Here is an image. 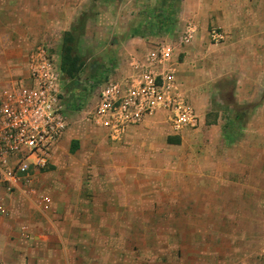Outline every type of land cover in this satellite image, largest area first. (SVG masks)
Returning <instances> with one entry per match:
<instances>
[{"label": "crops", "instance_id": "crops-1", "mask_svg": "<svg viewBox=\"0 0 264 264\" xmlns=\"http://www.w3.org/2000/svg\"><path fill=\"white\" fill-rule=\"evenodd\" d=\"M42 1L0 0L1 88L20 80L28 86L20 46L32 45L33 31L57 28L53 2L49 11ZM174 10L172 30L131 38L127 56L152 40L174 46L175 88L196 112L197 127L176 132L158 111L118 141L93 124L92 134L81 126L66 129L54 149L84 156V185L55 177L43 192L47 210L0 189V264H116L118 257L131 264L136 255L256 264L250 245L264 218V0H194L193 10ZM188 25L193 37L181 46ZM211 29L223 34L221 43L210 42ZM225 238L246 246L234 252L200 245ZM136 240L178 246L136 247Z\"/></svg>", "mask_w": 264, "mask_h": 264}, {"label": "built area", "instance_id": "built-area-1", "mask_svg": "<svg viewBox=\"0 0 264 264\" xmlns=\"http://www.w3.org/2000/svg\"><path fill=\"white\" fill-rule=\"evenodd\" d=\"M193 29L188 25L181 46L190 43ZM209 39L218 44L224 36L211 29ZM48 51L42 46L29 55L28 86L20 83L0 92V189L37 201L42 210L49 209L50 198L36 185L67 129L70 109L63 103L59 63ZM175 56L174 46L164 41H153L139 55L127 56L123 71L99 89L87 121L103 128L112 141L158 111L166 113L176 132L196 128V112L175 88Z\"/></svg>", "mask_w": 264, "mask_h": 264}, {"label": "rangeland", "instance_id": "rangeland-1", "mask_svg": "<svg viewBox=\"0 0 264 264\" xmlns=\"http://www.w3.org/2000/svg\"><path fill=\"white\" fill-rule=\"evenodd\" d=\"M42 2H44L43 7H48L49 11L51 10L49 7L52 6L50 4L53 2L54 18L59 23L55 24L57 28L32 32L34 38L33 41L30 40L32 45L20 46L21 58L23 56L25 59L23 64L27 62L28 56L33 51L42 46L48 47V52L60 63V56L65 45L70 47L71 55L79 60V71L74 79L63 77V91L66 93L63 103L65 107L70 105L67 129H75L77 126H81L82 129L84 128L88 130L89 134H92L91 128H93V125L87 121V118L96 102L99 89L107 79L117 77L121 73L120 71H123L128 50L132 48L129 40L140 36L142 24L147 14L153 9H157L163 0H43ZM172 3L175 8L178 7L180 12L194 9V0H186L185 9L184 6L182 9V0H173ZM174 14L172 17H175ZM61 24L63 28H60ZM25 42L27 41L25 40ZM174 42L177 43V40H174ZM151 43L147 42V45ZM23 67L21 65V69ZM20 81L17 84H20ZM2 89L4 88L0 87V92ZM52 156L50 164L41 171L36 185L40 194L45 192L44 189L52 184L55 177H58L56 179L61 181L67 178L72 186L84 185V183H81L82 178H80L83 155L73 156L72 158L66 150L57 147ZM66 174L67 177H65ZM28 199L38 207L37 201ZM192 213H194V209H184L183 211V215L187 214V216H194ZM217 229L216 227L215 230ZM239 230L240 227H237V231ZM259 237L251 243L250 247L256 253V264H264V218ZM113 243H117L118 246L122 245L119 241H113ZM144 243L147 242L135 241L136 247H142ZM175 243L174 240H160L154 241V246H152L153 244L149 241L147 246L167 248L168 250L177 247L178 244ZM221 244L227 249H233L235 252L238 251L237 249H244L246 241L229 238L200 241L202 247L209 246L211 249L214 247L220 248ZM101 258L103 260L110 259L109 256L105 255ZM189 258L190 256L185 255H136L130 260H133L131 264H185ZM121 259V257H118L116 264H123Z\"/></svg>", "mask_w": 264, "mask_h": 264}, {"label": "trees", "instance_id": "trees-1", "mask_svg": "<svg viewBox=\"0 0 264 264\" xmlns=\"http://www.w3.org/2000/svg\"><path fill=\"white\" fill-rule=\"evenodd\" d=\"M172 2L173 0H163L157 9H153L147 14L145 21L142 24V32L140 35H154L172 30L173 26L177 23L175 17H172L175 13L173 12L175 5ZM78 65V58L72 56L70 47L65 45L59 63L62 76L66 79H74L79 71ZM76 149V143L72 142L70 152L73 153Z\"/></svg>", "mask_w": 264, "mask_h": 264}]
</instances>
